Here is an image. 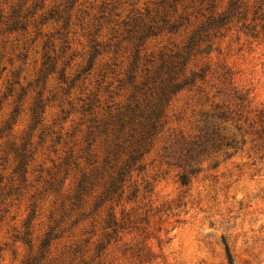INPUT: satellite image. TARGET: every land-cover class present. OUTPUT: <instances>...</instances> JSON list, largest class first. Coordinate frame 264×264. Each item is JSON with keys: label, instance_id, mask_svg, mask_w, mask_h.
<instances>
[{"label": "rangeland", "instance_id": "1", "mask_svg": "<svg viewBox=\"0 0 264 264\" xmlns=\"http://www.w3.org/2000/svg\"><path fill=\"white\" fill-rule=\"evenodd\" d=\"M181 1L0 0V158L14 144L32 159L21 185L12 174L11 156L7 163L0 161V264L31 258L38 264H264V0H239L246 21L218 31L213 45L204 46L208 54L188 64L186 76L204 69V79L165 107L160 134L141 168L132 172L119 204H113L122 227L115 237H103L105 214H100L72 229L70 223L63 225L65 232L51 243L48 256L38 251L52 224L55 197L32 198L41 187L36 181L46 179L41 169H52L51 162L65 156L63 140L78 123V100L97 99L106 114L129 99L130 87L119 89L117 83L125 77L120 64L125 43L115 47L125 36H120L123 23L149 12L156 21L173 20L174 10L176 19L187 7L188 26L146 42L147 54L157 59L159 51L181 47L207 17L224 13L233 0ZM255 12L258 19L251 22ZM97 43L96 55L92 47ZM44 63L54 68L51 73H41ZM37 98L46 104L45 113L30 131L28 111ZM16 106L21 113L6 131ZM219 111L227 112L228 121L207 117ZM212 128L233 140L235 148L189 162V168L167 164L164 148L178 152L175 143H193ZM182 174L187 186L179 183ZM74 248L80 252L72 256Z\"/></svg>", "mask_w": 264, "mask_h": 264}, {"label": "trees", "instance_id": "2", "mask_svg": "<svg viewBox=\"0 0 264 264\" xmlns=\"http://www.w3.org/2000/svg\"><path fill=\"white\" fill-rule=\"evenodd\" d=\"M181 2L180 0L179 3ZM181 11L174 19L178 13V10H174L171 17L173 20L156 21V17H151L149 12L146 15L138 14L137 17L123 23L125 29L120 36H125L116 43L115 47L120 48L121 44L125 43L123 54L126 57L120 63L125 68V77L117 80V83L119 89L124 86L130 87L126 105L115 108L114 112L101 114L99 100L87 99L86 103L78 100L82 103L75 112L79 115L78 123L72 132L65 133L63 140L62 147L66 148L65 156L62 159L60 156L57 157V161H60L58 164L52 161V169L39 171L41 175L46 174V179L42 176L38 177L36 182L41 187L36 189L37 194L32 197H37L38 200L55 197L49 218L52 224L44 234L38 248L41 256H48L51 243L61 238L59 234L64 228L63 225L70 223L72 226L69 229H72L83 220L105 214L101 229L107 232L103 235L104 238L112 239L122 229L120 222L116 220L113 204L116 206L119 204L132 172L141 168L143 156L150 151L154 140L160 134L164 124L165 107L177 93L193 86L196 80L204 79V69L190 71L186 76L188 64L197 56L208 54L206 50L209 46H204L206 43L213 45L211 39L215 38L218 31L225 29L234 21L236 23L246 21L247 16V12H240L239 0H233L224 13L207 17L206 22L195 30L181 47L175 46V50H161L156 55L157 59L152 53L147 54L145 44L150 38L157 37L163 31L177 33L184 25L188 26L192 14L186 12L187 7L182 8ZM158 12L156 10L155 14L157 15ZM256 14L257 12L253 14L251 22L258 19L255 18ZM263 20L264 15L260 21ZM249 26L244 28L248 29ZM261 29H264V24ZM100 45L101 43L94 44L92 47L94 54L97 55L96 48ZM118 52V49L114 50V55L116 56ZM46 65L47 63L42 65L41 73L53 71L54 68L51 70L44 68ZM41 78L45 79L42 76ZM39 81L36 80L35 83L38 84ZM45 108L46 104L43 100L37 98L29 109L30 131H35L42 123ZM20 113V109L16 106L4 130H12L13 124L9 122L15 123ZM262 114L264 113L261 112L260 115ZM69 116L70 113L62 119L63 124ZM207 117L216 121L229 119L227 112L222 111L214 112ZM260 123L263 127V122L260 121ZM62 132L61 127L55 139L58 140L57 145H60L62 140L60 135ZM176 144H174L175 149L178 147L180 151L173 153V151L170 152L171 148H164L163 157L168 159L167 164L177 168H189V162H198L222 149H234L236 145L233 140L228 141L221 137L214 128L193 143L181 141L178 145ZM6 148L0 161L7 163L8 157L11 156L15 164L12 174L17 176L19 185L26 183L27 166L32 161L31 156H27L23 146L16 147L14 144H9ZM194 172L190 171V174ZM68 179H71V182L65 188ZM179 183L181 186L188 185L186 174L179 176ZM34 208L39 207L34 206ZM73 218L75 219L71 221ZM79 252L80 250L74 248L71 255ZM228 259L231 261L230 256ZM23 264L38 263L35 258H31Z\"/></svg>", "mask_w": 264, "mask_h": 264}]
</instances>
